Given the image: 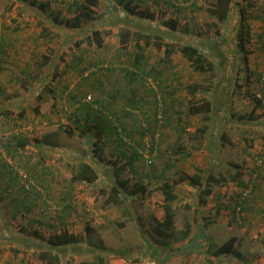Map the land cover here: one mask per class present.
I'll use <instances>...</instances> for the list:
<instances>
[{"label":"rangeland","instance_id":"rangeland-1","mask_svg":"<svg viewBox=\"0 0 264 264\" xmlns=\"http://www.w3.org/2000/svg\"><path fill=\"white\" fill-rule=\"evenodd\" d=\"M72 1L51 0L44 13L50 15L52 22L45 21L38 25L44 31L49 29L50 32L42 39L36 38L38 46L44 49H31L24 46L20 49H5L6 52L0 62V108L12 110L10 118L0 115V161L6 158L10 164L9 170L0 176V264H44L32 254L33 246L24 244L20 238L23 239L24 235L31 234L32 229L36 228L44 231L45 235L54 231L47 222L38 221L41 219L40 212L45 208L47 210H43L46 214L45 220L49 221L48 217L57 214L56 209L65 207L66 204L72 206L64 212L65 226L69 227L70 231L87 234L89 229H93L95 235L99 233L107 237L108 245L121 253L108 255L109 264H141L148 263L150 259H155L157 264H264V178L258 175V168L264 171V108H257L259 117L255 123L246 120L237 121L232 116L234 112H251L258 100L255 96L257 93H260L263 97L261 99L264 100V49H261L264 48V0H257L260 3L254 9L257 16L251 21L253 37V43H251L256 48L254 50L259 53L250 61L249 70L252 73L250 75L244 62H240L238 76L233 75L232 78L231 73L226 76V80L234 81L235 85L233 84L226 98L221 100L223 113L220 116L216 115L213 119L211 133L206 139L204 138L205 142L201 146H199L200 138L195 134V130L203 123V120L200 115H194L188 111L187 84L199 81L207 75L193 70L180 52L175 53L173 61L167 65L161 59L163 50H159L154 45L138 48L134 42L122 46L114 33L106 37V44L102 48L83 46V49H88L85 53V62L92 59L100 61L93 68L98 69L104 87L108 84L106 90L109 87L118 88V84L110 80L118 79L123 73L120 68L125 67L129 62L133 67L131 59L141 53L140 49H145L144 57L148 58V63L163 68L168 76L166 85L162 88L163 91L177 101L171 128L166 125L163 132L159 128L154 131L147 130L143 140L147 151L154 138H162L161 148L165 154L164 160H158L156 166L141 163L140 167H126L118 171L117 175L115 174L121 180L126 179L130 187L134 183L138 186H146L145 198L137 201L139 206L150 205L157 216L163 217V196L154 188L163 180L167 178L172 180L179 174H194L200 170L205 172V175L214 174L220 177L228 173L227 163L233 161L243 167L246 180L251 174L254 175L253 185L250 186L251 188L244 189L245 193L236 182L229 181V183L214 186L212 194L206 198L207 203L200 205L196 203L198 199L195 187L186 180L179 183L176 187L179 198L177 202L179 220L191 222L192 230L186 239L173 240L169 246L157 245L149 239L145 240L144 232L139 230L134 220H128L124 227L119 226V221L127 218L116 207L104 206L106 205L103 203L104 198L99 195V186L111 184L113 181L107 174L100 175L99 184L92 187L86 186L83 182L71 181V165L76 162L77 153L86 157L90 150L85 136L79 135L78 132L70 135L59 128L69 124V114L73 105L67 90L74 89L80 79L75 70L68 67L67 69L70 70L66 71V63L72 59L71 53L67 54L65 62L60 63L58 75L52 82V85L54 82L58 83V89H60L67 80L69 88L66 92L59 94L55 109L47 111L44 109L45 115L36 114L34 111L35 106L41 103L38 97L41 90L37 87L36 73L44 75V67L40 66L42 55L46 52L62 53L71 49L68 43L64 44L67 34L54 26L53 22L56 21L55 19L62 20L72 15L71 8L68 7V3ZM106 1H109L110 5H116L115 0H101V13L106 10ZM172 1L175 6L169 4V0H147V5L154 12L158 11L161 15L167 14L174 19H179L183 24H187L190 30L198 25L203 30L206 29V25L211 20L205 11L206 0H194L193 5L188 4L189 0ZM10 3L11 0H0V17L7 26L14 27L18 23L19 15L21 17L32 15V12L24 6L13 4L10 9ZM23 20L22 18L20 27H31L29 23L32 22L25 23ZM153 25L158 24L153 22ZM226 49L230 48L226 47ZM111 61L115 62V66L109 69L112 67ZM88 64L84 63L83 66ZM60 71H62L61 74ZM247 73L250 75L249 79ZM49 84L51 85V82ZM145 85L142 91L145 94L150 93L148 94L150 100L154 99V90L163 97L160 87L152 78H147ZM90 95L92 99L86 96L85 100L95 99L98 92L95 94L90 92ZM22 108L26 113L19 117ZM146 113H149V110ZM152 114H155L154 111ZM49 120L52 121V126L48 124ZM145 125L148 124L142 127ZM50 131H55L51 133L57 146L54 149L46 147L38 149L35 139H42L44 134ZM17 132L27 142L25 146L19 143L14 144L19 146L18 153L15 157H11L3 146L4 142ZM104 149L108 154L107 159L115 161L116 157L111 155L112 145L107 144ZM169 154L176 161L175 166L165 169L162 173L163 161L168 159ZM40 155L46 157L48 167L53 169L54 182L50 192L44 191L42 187H39L43 192L42 195L31 191L35 204L32 206V211H27L22 200L18 202L14 198L23 199L22 183L29 187L31 184L37 186L34 173L37 174L42 165H38L35 171L33 168L28 169L26 165H36ZM104 165L114 170L113 162ZM153 169H155L154 172H151ZM147 173H150V176H147ZM241 193L247 197L245 204H241L246 209L243 208L242 216L236 218L240 211L239 195ZM43 200L49 203L46 207ZM18 208L20 211L17 212ZM30 219L34 220L30 221ZM206 222L209 224L205 226ZM24 224L27 226L26 230L21 228ZM88 225L91 228L88 229ZM65 226L59 223L56 229ZM233 236L237 237L236 252L220 257L210 254V247L216 248ZM83 244L87 247L88 242ZM17 248L22 250L17 252L15 250ZM65 255L63 264H79L82 260L90 259L91 253L77 254L71 251Z\"/></svg>","mask_w":264,"mask_h":264},{"label":"trees","instance_id":"trees-1","mask_svg":"<svg viewBox=\"0 0 264 264\" xmlns=\"http://www.w3.org/2000/svg\"><path fill=\"white\" fill-rule=\"evenodd\" d=\"M115 2L116 5L113 6L109 4V1H106V10L101 13V0H73L68 3L72 15L62 20L55 19L54 26L59 27L67 34L64 44L68 43L71 49H67V52H46L42 55L40 66L44 67L45 72L44 75L36 73L38 75L36 78L37 87L43 92L40 91L38 94L41 103L35 106L34 111L36 114L45 115L47 110L55 109L59 94L66 92L69 88L67 80L60 89H58V83L54 82L52 85V82L58 75L60 63L65 62L67 54L71 53L72 59L66 63V71L70 70L67 69L68 67L75 70L80 79L74 89L67 90L73 108L69 114V124L59 128L64 129L70 135L78 132L79 135L85 136L90 149L89 155L86 157L77 153L76 162L71 165V181L83 182L86 186L92 187L99 184L100 175L107 174L113 181L108 185L101 184L98 189L99 195L104 198L103 203L106 204L104 206L116 207L127 218L119 221V226L124 227L128 220H134L137 222L139 230L144 232L143 238L145 240L149 239L157 245L169 246L173 240L186 239L192 230L191 222L179 220V206L177 204L179 198L176 191L179 183L186 180L195 187L197 190L196 198L198 199L196 203L200 205L207 203L206 198L212 194L214 186L234 181L244 190L253 185L254 175L251 174L246 180L243 167L233 161L227 163L228 173L220 177H216L214 174H206V176L205 172L200 170L194 174H179L177 178L172 180L171 178L163 180L154 188V190L160 191L163 196V217L157 216L150 205L139 206L137 201L145 198L146 186H138L134 183L130 187L126 179L121 180L116 175L118 171L126 167H140L141 163L156 166L158 160H164L165 154L161 148L162 138H154L147 151L146 143L143 140L147 130L153 129L154 131L159 128L163 132L166 125L171 128L176 112L174 105L177 101L171 99L170 95L163 91L162 88L165 86V80L168 76L163 68L148 63V58L144 57L145 49H140L141 53L136 54L131 59L133 67L130 66L129 62L128 65L120 68L123 73L118 79L110 80V82L118 84V88L109 87L106 90L108 84L104 87L98 69L93 68L100 61L92 59V61L85 62V53L88 49H83V46L102 48L106 44V37L114 33L118 36L122 46L134 42L138 48L154 45L159 50H163L161 59L165 63L172 62L173 54L180 52L193 70L207 75L199 81H192L187 84L188 111L191 114L200 115L203 120V123L195 130V134L200 138L199 146H201L208 134L211 133L214 124L213 119L216 115H222L221 104L223 103L221 100L225 99L224 96L229 92L220 96L216 95L215 98L218 99V102L211 98L216 76L221 68L220 61H224L225 58L223 59V57L225 56L228 58L225 61H229L228 64L235 70L238 65L236 60L240 64L241 61L247 62L249 59L252 39L251 21L253 17L257 16L253 12L257 0H206L205 11L211 20L209 25H206L205 30L199 25L190 30L188 25L183 24L179 19L150 10L147 0H115ZM14 3L10 5V9ZM50 3L51 1L44 3L40 0H34L29 5L36 4L32 5V7L34 6L33 9L43 13L47 11ZM169 4L175 6L172 0H169ZM188 4L193 5L194 0H189ZM159 18L161 19L159 20ZM95 21L97 22L94 23ZM153 22L158 25H153ZM49 32L47 31L46 35ZM224 47L230 49H224ZM5 52V49H0V62ZM84 63L89 64L83 66ZM111 65L112 67L109 69L115 66V62L111 61ZM61 73L62 71H60ZM147 78H152L156 82L163 97H160L158 91L154 90V99L150 100L148 98L150 93L145 94L142 91L146 87ZM50 82L51 85H48ZM47 85L48 88L45 89ZM90 92L94 94L98 92V95L93 100H85L86 96L92 99ZM258 107L264 108V100L261 98L256 101L251 112H235L233 116L237 121L246 120L255 123L259 117ZM2 109L0 108L2 111L0 115L9 116L12 113L11 109ZM148 110L149 113H146ZM153 111L155 114H152ZM25 113V109L22 108L19 117L24 116ZM48 124L53 123L49 120ZM144 124L148 125L142 127ZM51 132L55 131L45 133L42 139H35V145L38 149L45 147L54 149L57 146ZM23 138L17 132L4 142L3 147L11 157H15L18 153L19 146L14 144L19 143V145L25 146L27 141ZM252 140L255 139L252 138ZM107 144L113 147L111 155L116 157L115 161L107 159L108 154L104 149ZM109 162H113L115 165L114 170L104 165L105 163L109 164ZM175 162L169 154L168 159L163 161L162 173L165 169L175 166ZM40 164L42 165L41 170L37 171V174L34 173L37 186L31 184L29 187L22 183L23 199L14 198L18 202L22 200L27 211H32V206L35 204L31 191L42 195L43 192L39 189L42 187L44 191L50 192L54 182L53 169L48 167L45 156L40 155L36 165L26 166L35 171ZM9 168L10 164L6 158L0 161V176ZM263 172L258 168V175L264 178ZM147 174L150 176V173ZM64 192L65 197H67L66 191ZM239 196L240 211L236 218L242 216L241 210L243 208L246 209L241 204H245L247 197H244L242 193ZM43 201L45 202L44 207H46L49 203L46 200ZM70 207H72L70 204H66L65 207L56 209L57 214L48 217L49 221L45 220L46 214L43 210H47L44 208L40 212L41 219L38 221L47 222L54 231L45 235L41 229H32L31 234L24 235L20 241L33 246L32 254L44 264H63L65 254L71 251L77 254L91 253L90 259L82 260L79 264H109L108 255L117 251L114 250L113 246L108 245L107 237L99 233L95 235V231L90 230L89 225L87 226L89 229L87 234L70 231L69 227L65 226L66 216H64V212ZM16 211H20V208ZM59 223L65 227L56 229ZM208 224L209 222H206L205 226ZM26 227L24 224L21 228L26 230ZM236 241L237 237L233 236L216 248L210 247L209 252L215 257L234 253L236 252ZM83 242H88L87 247L84 246ZM15 250L20 252L22 249L17 248Z\"/></svg>","mask_w":264,"mask_h":264},{"label":"crops","instance_id":"crops-1","mask_svg":"<svg viewBox=\"0 0 264 264\" xmlns=\"http://www.w3.org/2000/svg\"><path fill=\"white\" fill-rule=\"evenodd\" d=\"M32 1H34V0H28L27 2L25 0H11L10 4L15 2L14 3L15 6L20 5V6L27 7L26 9H29L32 12L31 13L32 15H29L27 17L26 16L21 17V15H19L17 17L18 23L14 27H12L11 25H10L11 27L9 25L7 26V24L5 22H3V20H1V17H0V49H20L21 46L28 47L31 49H44V48L38 46V43L36 42V38L42 39L44 36H46L47 31H44L38 25H39V23H43L45 21H49V22L51 21L52 22V20H51L50 15L48 16L44 12L43 13L39 12V11L36 12L35 11L36 9L35 8L33 9L34 6L32 7V5H36V4L29 5ZM40 1H43L44 3H46L47 1H51V0H40ZM259 4L260 3L257 2L255 7L257 8V6ZM253 12L255 13V11H253ZM22 18L24 19L23 21H25V23L32 22V23H29V25H31V27H29V28L20 27L19 24L21 23ZM237 21H238V18H237ZM231 28H232V25H231ZM48 31H49V29H48ZM251 33H252V31H251ZM263 39H264V35H263ZM251 42H252V39H251ZM252 43L250 44L251 52L249 53L248 61L247 62L241 61V62H244L245 68L247 70H249L250 61L259 55V53H257L256 50H254L256 48H254L252 46ZM263 43H264V41H263ZM45 49H46V46H45ZM224 49H226V48L224 47ZM233 49H235L234 46H233ZM261 49H264V48L262 47ZM173 57H174V54H173ZM224 58H225V60H228V58H226L225 56L223 57V59ZM237 58H238V56H237ZM225 60L222 62V64L220 61V64L222 66L220 68V71L218 68L219 73L216 76L215 85H214V88L211 92V98L214 99L215 102H218V99L215 98L216 95L220 96L221 94H225L226 92L230 91L231 87L234 84V81L226 80V76H228V74H230V73L232 75V78H233V75H234V77L238 76L239 65H241L236 60V64H238V65L236 66V69L233 70L230 67V65H228L229 61H225ZM167 65H168V63H167ZM260 66H261V64H260ZM249 72H250V70H249ZM251 73L252 72H250V75H251ZM250 75H249V73H247L248 79H249ZM165 81L167 82V80H165ZM227 94L224 96V98L227 96ZM170 98H172V97H170ZM174 109L176 110V104L174 105ZM232 116H233V114H232Z\"/></svg>","mask_w":264,"mask_h":264},{"label":"built area","instance_id":"built-area-1","mask_svg":"<svg viewBox=\"0 0 264 264\" xmlns=\"http://www.w3.org/2000/svg\"><path fill=\"white\" fill-rule=\"evenodd\" d=\"M255 96L258 97V99H259V98H263L262 95H261L260 93H259V94L257 93ZM89 98H91V97H89ZM141 264H157V262H156L155 259H150V260L148 261V263H141Z\"/></svg>","mask_w":264,"mask_h":264}]
</instances>
